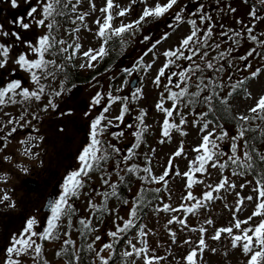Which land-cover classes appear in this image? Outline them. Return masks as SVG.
<instances>
[{
	"label": "snow or ice",
	"instance_id": "1",
	"mask_svg": "<svg viewBox=\"0 0 264 264\" xmlns=\"http://www.w3.org/2000/svg\"><path fill=\"white\" fill-rule=\"evenodd\" d=\"M25 2L31 5L26 16L17 17L12 23L23 31L33 25L44 31L35 42L24 41L27 51L18 53L12 60L20 70L28 73L33 87L30 89L17 79H9L0 85V152L5 151L18 132L30 128L18 144L23 146L21 154L32 160L39 157L40 153L34 149L44 139L35 135L40 130L33 121L40 122L39 112L56 111L59 105L55 99L76 88L75 83L70 87L66 85L69 68L77 67V59L81 61L79 69L94 70L112 52L118 48L125 49L150 19L158 20L170 14L172 22L167 25L171 31H165L160 38L152 41L132 66L121 69L124 79L115 92H122L128 87L129 95L114 94L110 86L106 93L97 91L92 97L85 116H90L92 109L106 102L90 121L88 142L76 157L78 167L64 176L59 193L49 196L46 202L49 215L44 225L41 227L35 216L27 218L23 228L11 235L3 249L0 264H50L45 257L43 242H59L55 257L62 259L64 264H207L205 252L216 254L220 251L211 243L223 245L225 240L230 248L222 252L224 257L229 255L230 250L239 249L246 258V264H264V151L261 150L264 146V95L255 99L246 113L234 115L230 103L237 95L253 99L247 84L264 71V64L249 71L253 69L254 60L264 61V31L257 33V23L264 22V15L260 14L264 11V0H255L252 4L247 23L235 21L239 28L220 22L221 16L237 11L230 3L222 5V0H190L183 5L180 0H165L163 3L156 0L152 5L149 0H128L126 5L105 0L98 9L101 16L94 21L97 26L94 35L100 41L99 46L83 51L79 33L82 30L92 32L86 19L97 11L95 0H88L89 11L79 10L82 0H36L34 5L32 0ZM10 3L13 8L18 7L17 0H10ZM243 3L248 4L249 0H243ZM133 7L141 9L134 20L130 18ZM174 7L177 10L173 13L171 10ZM117 19L120 23L115 26L113 22ZM62 21L70 27H63ZM184 24L189 26L188 33L176 46L158 55V46ZM10 35L17 42L21 40L19 32L9 33L0 24V36ZM151 40L150 35H145L140 42L147 44ZM244 42L249 43V47L239 54ZM13 47L11 43L0 42V69L7 67ZM149 54L151 61L146 62L145 57ZM161 55L163 63L151 81L156 89H160L155 111L163 114L157 143L170 142L174 132L181 137L187 136L185 126L189 117H192L191 125L197 129L200 142L191 146L194 157L187 159L185 144L181 140L157 175L152 163L156 149L148 146L145 140L150 129L145 122L147 110H138L133 117L135 123L125 124V117L132 111L130 102L143 99L142 81L132 88L135 81L129 78L140 72L147 74ZM61 76L59 87L52 88L48 82H55ZM92 81L99 83L97 76H93ZM45 96L48 97L47 103L39 111L30 110L31 103L40 102ZM117 103L120 104L119 114L113 117L106 115ZM10 106H19L18 113L14 115L5 110ZM71 114L69 110L60 115ZM225 117L235 125L232 135L221 123ZM121 125L132 129L130 134L134 140L127 149L117 146L125 136ZM113 128L119 131H110ZM142 145L149 147V152L141 153L139 149ZM180 157L187 159V168L183 172L179 165L174 164ZM3 159L11 162L12 156L5 155ZM137 160H141L142 164L134 162ZM16 167L25 174L28 172L20 164ZM213 170L219 178L209 182ZM249 175L253 179H245L239 184L240 191H237V183L232 178ZM93 177L99 180V187L92 186ZM172 177L183 180V191L176 206L165 202V195L168 201L173 197L169 189ZM132 178L137 179L140 185L130 201L120 189L127 186ZM0 182L7 183V174L0 175ZM249 185L254 195H242L243 189ZM196 186H200L199 195L194 194ZM233 193L234 206L224 203V208L231 213L226 226L216 227L211 218L196 225L189 224L190 216L198 219L201 210L209 211L217 201H225L226 194ZM82 197L84 216L79 215L80 210L75 204ZM113 200L117 205L128 208L127 218L119 214V206H109ZM6 202L7 207H16L8 191L0 188V204ZM248 207H251V213L241 219L240 215ZM147 212L157 217L161 213L168 214L164 224L168 235L165 255H158L150 247L149 237L157 233L143 223ZM106 217H112L113 228L106 230L107 241L97 247L103 237L96 233ZM173 225L179 226V232L198 233V236L196 239L187 236L180 242ZM38 227L40 231L36 230ZM73 232L79 235V244L72 238ZM121 244L123 250L118 251ZM172 246H187V251L177 258ZM159 247L161 245L157 243Z\"/></svg>",
	"mask_w": 264,
	"mask_h": 264
},
{
	"label": "rangeland",
	"instance_id": "2",
	"mask_svg": "<svg viewBox=\"0 0 264 264\" xmlns=\"http://www.w3.org/2000/svg\"><path fill=\"white\" fill-rule=\"evenodd\" d=\"M116 3H119L121 5H126L128 3V0H115ZM156 2V0H149V4L152 5ZM161 3L165 2V0H160ZM97 11L92 12L91 15H89L86 19V23L88 26L92 29V32H88L86 30H82L80 35V42L83 44V50H86L89 47L97 48L99 46V39L94 35L97 26L95 25L94 21L97 17L101 16V13L99 12V8L102 7L105 3V0H95ZM185 3V2H183ZM174 9V10H173ZM172 10L175 11L176 7H174ZM237 11L234 13L237 17L242 15L243 9L238 6ZM80 11H89V3L88 0H82V4L80 5ZM140 7H133L132 12L130 13L131 19H136L139 12ZM171 10V11H172ZM167 15L165 17L160 18L155 21L153 24H149L148 26H145V29L142 30V33L136 35L126 46L125 49H121L118 51V61L115 64L116 68L113 70H110L106 73H103V75L98 74L96 71H92L90 74V71L92 69H79L78 65L81 62L79 59L75 61V64L77 65L76 69L82 74L89 77V82L87 84H78L76 88L72 90L73 95L75 97L72 98L70 102L73 104L71 105V115H58L55 116L56 111H50L48 112V115L45 116V119L47 120L46 125H42L43 130H49L50 132L46 135H43L44 139L42 141V148H43V156H47L48 158L54 159L58 154L57 150H60L61 148L65 149L66 147L71 145L73 148V152L76 155L81 147L83 146V143H86V131L89 130L90 121L100 112L101 108L103 107V104L106 102H102L100 107H97L95 109L91 110L90 116H85L84 113L89 111V105L92 100V97L96 94L97 91L101 92H107L109 87L111 86L112 90L113 88H117L121 85L124 76L121 74V69L124 67H130L133 65V63L142 55V53L146 50V48L151 44L152 41L160 38V36L165 31H171L167 28V25L170 23L167 21ZM187 15V13H186ZM151 20V19H150ZM125 22H127V18H125ZM115 26H118L120 23V20L117 19L114 22ZM236 26V25H234ZM70 27V25H69ZM189 26L187 24L182 25L179 29H177L167 41H165L162 45L158 46L157 54L159 55L162 53L165 49H168L170 47H174L178 44L179 40L188 33ZM260 31H264V22L261 23L260 29L257 30V33ZM61 34H63V29H61ZM150 35L152 37V40L149 41L147 44H142L140 41L142 39L143 35ZM67 38V37H66ZM70 39V38H69ZM163 56H160V59L157 61L156 65L147 73L144 74L143 72H140L139 74H134L129 79L132 80L135 75H138L140 77V83L142 81L143 85V99H140L136 102H130V108L132 111L130 114H128L125 117V124L127 123H135L133 117L138 114V110L140 108H144L147 110L148 115L145 118V122L150 125L149 129V136L147 138L148 146L151 148L156 149L155 156L153 158V168L154 172L159 175L160 172L163 170V166L166 164L167 159L169 155L176 150V148L179 145V142L181 140L184 141L185 149L187 152V159H192L194 157V153L191 152L190 148L191 146H195L200 142V137L198 135L197 129L193 128L191 125V119L192 117H189V123L185 126V130L188 132V135L185 137H181L178 133H173L172 140L170 142H166L165 144H158L157 141L160 138V128H159V122L163 120V114L158 113L155 111V104L158 100V95L160 89H156L155 86L152 84V79L154 78L157 69L162 65L163 63ZM146 62L151 61V54H149L148 57H145ZM101 63V62H100ZM99 63V64H100ZM264 64V61H261L259 59L253 61V69H250L249 71H252L255 69V67L260 66ZM75 68H72V70ZM95 70V69H94ZM97 76L96 81H92V77ZM109 77H115V80H110ZM58 80H60L58 78ZM51 83V82H48ZM51 85H53L51 83ZM55 85V84H54ZM95 85V86H93ZM33 87V85H31ZM52 88H55V86H52ZM248 91L251 93L253 99H245L243 96H237L233 99L232 105L233 110L236 114L240 113H246L248 107L252 106L255 103V99H258L259 96L264 95V71L260 74L259 77H257L254 80H250L248 83ZM129 88L125 87L122 92L116 93L114 91V94L117 95H129ZM69 94V93H68ZM68 94L65 93L64 96L61 98L63 101H67ZM85 100V101H84ZM84 101V102H81ZM79 102V103H78ZM77 103V106L75 104ZM166 106H170V104H166ZM120 111V104L117 103L113 105L110 112L106 115L113 117L119 114ZM49 113H52V116L49 115ZM66 113V112H64ZM65 119L72 118L74 120V123L72 124V127L67 131L64 132L60 131V129L63 128V125L60 123L61 119H63V123ZM80 125H85V130H80ZM50 128L53 129L50 130ZM121 128L125 131V136L121 138L119 143L117 144L118 147L121 149H127L132 143L134 138L131 136L132 129L124 128L123 125H121ZM211 128V126H210ZM110 131H119V129H110ZM50 134V136H48ZM58 137H54V136ZM113 142V141H112ZM57 149V150H56ZM141 153L149 152V147H143L142 149H139ZM187 159L180 157L177 158L174 161V164L179 165V169L181 172L185 171L187 168ZM138 163L142 164L141 160H138ZM65 166H48L47 164H43L42 170L43 173L46 170L47 174L42 176L43 180V206L46 203L48 196V191L50 187L54 184H56L60 179H62L70 170H73L77 168L78 166H70L67 165V163L64 164ZM75 165V164H74ZM111 167V166H110ZM227 174V173H225ZM218 173L213 170L211 180L209 182H215L218 180ZM233 180L237 183V191H240L239 184L244 183V180H252L251 177H233ZM139 182V181H138ZM99 180L96 177H93L92 186L93 187H99ZM156 186V185H155ZM137 186L131 188V192L134 193L137 190ZM169 189L173 193V197L171 201L167 200V196L165 194V202H171L174 206L178 205L180 202V195L183 191V180L181 177H172L169 183ZM200 186H196L193 191L194 194L199 195L200 193ZM242 195H254V193L251 192V185L244 188ZM84 198L82 197L81 200H78L75 202L76 207L80 210L79 215L84 216L86 213L84 212L85 203L83 202ZM99 201V198H97ZM228 203L229 206H234L235 197L233 194H226V200L225 201H217L214 205L210 207L209 211H203L201 210L198 219L196 217H189V224L196 225L198 223H202L205 219L211 218L214 221V224L216 227L226 226L227 222L231 219V213L228 209L224 208V203ZM110 207L119 206L120 212L119 214L121 216H124L127 218V212L128 208L123 205H117V202L115 200L109 202ZM130 207V205H129ZM252 209L251 207H248L241 215L240 218L243 219L247 215L251 213ZM48 215H44L42 210V222L45 223ZM168 219V214L161 213L159 217L154 216L151 212L148 214V216L143 220V223L147 225L148 228L152 229L157 233L156 236H150L149 237V244L150 247L156 250V253L158 255H165V248L168 245V235L167 232L164 229V224L166 223ZM74 226H75V220H74ZM95 224V221H94ZM174 230H177L178 240L180 242L183 241V239L187 238V236H191L193 239H196L198 236L197 234L192 233H182L178 231L179 226L173 225L172 226ZM100 231L96 234H99L103 237V239L97 243V247H99L102 243L107 241V237L105 235L106 230L113 228L112 225V217H106L104 222L99 225ZM72 238L77 241V243H80L79 235L76 232H73ZM157 243L161 245V247L157 248ZM211 243V242H210ZM123 246V244H121ZM120 246V247H121ZM212 247H217L220 249L216 254H212L208 251L204 254V259L207 261V264H246V258L243 256L242 252L239 249L230 250L229 255L227 257H224L222 255L223 251H227L230 248V244L227 240L223 242V245L218 243H211ZM59 248V242L49 243L46 244L44 247V253L45 257L52 263V264H64L62 260L55 257V252ZM173 254L180 258L182 254H184L187 251V246H184L183 248L172 246ZM171 259V258H170ZM140 264V262H138ZM163 264V262H162Z\"/></svg>",
	"mask_w": 264,
	"mask_h": 264
},
{
	"label": "flooded vegetation",
	"instance_id": "3",
	"mask_svg": "<svg viewBox=\"0 0 264 264\" xmlns=\"http://www.w3.org/2000/svg\"><path fill=\"white\" fill-rule=\"evenodd\" d=\"M18 7L13 8L11 6L10 0H0V24L4 26V30L8 31L9 33L13 31H17L20 33L21 40L19 42L15 41L14 37L11 35L9 37L0 36V42L11 43L14 45L12 52H11V59L6 68L0 69V85L6 83L9 79H17L23 81L24 86L31 87V83L29 81L28 73L19 69L17 65H15L12 60L16 57V55L22 51H27L24 41H33L35 42L36 37L43 34V29H38L33 25L29 30L23 31L19 28H16L12 21H14L17 17L26 16L29 8L31 5L27 4L25 0H17ZM190 3V0H180V4L183 5L185 3ZM36 0H32V4L34 5ZM224 3H230L233 7L237 8L240 6L243 9V13L240 16H236L234 13L230 15L221 16L220 22L224 23L228 27L239 28L240 26L235 23L236 20H243L245 23L249 21L248 12L255 0H249L248 4L243 3V0H222V5ZM191 6V5H190ZM174 10V9H173ZM172 12L174 13L175 11ZM260 14L264 15V11ZM39 15V14H37ZM167 21H171V15H167ZM25 22H28L25 20ZM262 22L257 23V30L260 29V25ZM63 27H69L68 23L62 22ZM236 25V26H234ZM63 29V28H62ZM55 86V88L59 87L60 80H56L55 82H51ZM55 84V85H54ZM72 82L67 83L66 87H70ZM78 84H87L86 83H77L76 87L79 86ZM67 93V92H66ZM74 92L68 94L67 101L61 100L64 96H60L55 99V103L59 105L58 109L56 110L55 116L60 115L61 113L68 112L72 108V100ZM48 97L45 96L40 102H33L30 105V110H37L45 103H47ZM85 101V100H84ZM81 101V102H84ZM79 103V102H78ZM77 106V103L75 104ZM13 113L14 115L18 113L19 106H10L5 109ZM50 111V109H49ZM48 111V112H49ZM48 112H39L41 116V120L39 123L33 121V124L39 128V133H35L37 136H43L49 133V130H43L42 125H46L47 120L45 116L48 115ZM52 116V113H49ZM65 123H63V119H61L60 123L63 125L64 132H67L74 123L72 118L65 119ZM50 130L53 131L50 126H48ZM80 130H85V125H80ZM31 129H25L23 132H18L16 134L15 139H12L11 142L8 144V147L5 149L4 152H0V175L7 174V183L0 182V188L8 191L9 195L11 196L12 200L15 201L16 207L9 208L5 204H0V257L3 255V249L8 245L9 239L13 233H18L24 226L25 221L27 218L31 216H35L37 220L40 222L41 227L43 226L42 222V210L44 215V206H43V180L42 176L47 174L45 170L43 173L42 166L43 164H47L48 166H65L64 164L70 166H78L76 157L79 154L82 147L88 142L89 137V130L86 131V143H83V146L79 150V152L75 155L73 152V148L69 144L68 147L65 149L61 148L58 151L56 158L51 159L47 156H43V148L42 142L39 146L34 149V151H38L40 153L39 157L35 160L29 159L23 156L22 149L23 146L18 144L20 139H24L26 133L29 132ZM47 136V135H46ZM50 136V134L48 135ZM55 138L58 136H54ZM113 143H117L113 140ZM5 155L12 156V161L7 162L4 161L3 157ZM42 162V163H41ZM17 164L28 169V172L25 174L19 168L16 167ZM75 164V165H74ZM64 178V177H63ZM60 179L56 184L52 185L48 191L49 194H58L60 191V184L62 182ZM48 194V196H49ZM47 196V197H48ZM46 202V201H45ZM45 205V204H44ZM40 231L41 228L38 227L36 229Z\"/></svg>",
	"mask_w": 264,
	"mask_h": 264
},
{
	"label": "trees",
	"instance_id": "4",
	"mask_svg": "<svg viewBox=\"0 0 264 264\" xmlns=\"http://www.w3.org/2000/svg\"><path fill=\"white\" fill-rule=\"evenodd\" d=\"M155 21L156 20H149L148 22H146L144 25H142V28H141V31L140 32H138L137 33V35L138 34H140V33H142V30L143 29H145V26H148L149 24H153V23H155ZM63 22V21H62ZM64 23H66V22H64ZM143 36H145V34L143 35ZM143 36H142V38H143ZM249 47V43H247V42H244L243 43V46L240 48V52H239V54H243L244 53V51L247 49ZM118 51L120 50V52H121V49H117ZM117 50L115 51V52H112L108 57H106L100 64H98V66L95 68V70H91L90 71V74L92 73V71H96L98 74H101V73H106V71H105V69H110V70H113V69H115L116 68V63H117V59H118V54H117ZM108 72V71H107ZM239 75V74H238ZM63 77L61 76V77H59V79H62ZM68 81L69 82H72V84L73 83H75V84H77V83H88L89 82V77H87L86 75H82L79 71H78V69H73L72 70V68H69V78H68ZM250 82V81H249ZM248 82V83H249ZM247 86H248V84H247ZM114 90H113V92L115 91V89L116 88H113ZM237 96H242V95H237ZM236 96V97H237ZM232 101L233 100H231L230 101V103L232 104ZM199 110V109H198ZM232 113L234 114V115H236V113L234 112V110H233V105H232ZM221 123H223L224 124V127L229 131V134L230 135H232V134H234V132H235V125H234V123L230 120V119H228L227 117H225L222 121H221ZM148 136H149V132L148 133H146V135H145V140H146V144L148 145V143H147V138H148ZM143 147H146V146H144V145H142L141 146V148L140 149H142ZM224 147H225V149H227V143H225V145H224ZM261 150L262 151H264V146H261ZM134 162H136V163H138V160L137 161H134ZM111 166V165H110ZM109 166V167H110ZM247 177H251V178H253L251 175H249V176H247ZM137 184H138V187H137V190H138V188H139V185H140V182H138V180L137 179H135V178H132L131 180H130V183L127 185V186H121V193H122V195L124 196V197H126V198H128L130 201H131V199L133 198V196L136 194V192H137V190L134 192V193H132L131 192V190L129 191V188L131 189V188H133V187H135V186H137ZM152 187H156L155 185H153ZM162 195H163V193H162ZM76 202V201H75ZM147 211V210H146ZM150 212H147V215H146V217L148 216V214H149ZM44 243V247L46 246V244H48V242H43ZM59 250V248L56 250V251H58ZM121 250H123V246H119L118 247V251H121ZM59 259V258H58ZM60 260H62V259H60ZM63 261V260H62ZM50 262V261H49ZM63 263H64V261H63ZM50 264H52L51 262H50Z\"/></svg>",
	"mask_w": 264,
	"mask_h": 264
},
{
	"label": "water",
	"instance_id": "5",
	"mask_svg": "<svg viewBox=\"0 0 264 264\" xmlns=\"http://www.w3.org/2000/svg\"><path fill=\"white\" fill-rule=\"evenodd\" d=\"M132 80L135 81V83H133V84L131 85L132 88H135L137 85L140 84V77H139L138 75H135V76L133 77ZM50 195H53V194H49V196H50ZM49 196L47 197V200H48ZM47 200H46V202H47ZM44 212L47 213V214L49 213V212H48V209H47V207H46V203H45V205H44Z\"/></svg>",
	"mask_w": 264,
	"mask_h": 264
}]
</instances>
